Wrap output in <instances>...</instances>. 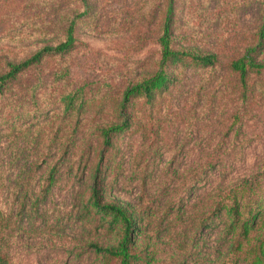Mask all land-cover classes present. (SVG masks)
Wrapping results in <instances>:
<instances>
[{"label":"rangeland","instance_id":"obj_1","mask_svg":"<svg viewBox=\"0 0 264 264\" xmlns=\"http://www.w3.org/2000/svg\"><path fill=\"white\" fill-rule=\"evenodd\" d=\"M169 2L0 0V72L7 62H20L41 47L60 42L72 20L77 39L68 52L47 55L26 69L0 95V208L10 214L13 223L10 264H99L86 245H105L111 233L79 219L70 209L71 193L78 186L76 179L62 177L44 198L37 196L46 183L41 168L46 162H55L51 145H59L62 133H57L62 115L54 108L60 95L78 91L88 103L75 145H95V127L116 121L126 85L154 72L159 57L157 38ZM263 7L262 0H172V44L176 49L217 53L221 62H226L248 44ZM223 74L222 69L214 72L216 77ZM179 76L180 81L153 106L152 128L147 124L144 134L132 127L112 141L116 152L104 164L107 200L139 204L137 180L129 171L145 145H157L162 153L153 166L159 171L169 164V172L174 175L195 166L201 160L200 149L217 145L235 153L225 158L231 165L226 182L263 165L264 97L251 113L234 122L233 113L240 101L231 82L216 86L201 67H187ZM258 87L264 88V81ZM140 107L139 102L128 111L138 114L144 124L142 116L149 112L140 111ZM21 145L29 146V156ZM42 150L47 151L46 156L40 154ZM30 161L34 164L31 171L27 170ZM118 164L119 176L118 168L114 169ZM218 180L217 172L212 171L184 196V185L176 186L174 190L180 193L172 195L175 210L186 211L184 215L188 216L187 209L197 205L204 191ZM174 183H181V178ZM261 183L263 194L264 177ZM20 203H24V209H19ZM216 220L210 215L198 232L196 251L202 254H198L197 262L191 258L195 264L217 263L212 262L214 249L224 241L216 233L222 224ZM151 243L157 251L153 264H169L168 239H152ZM205 251L209 254L202 260Z\"/></svg>","mask_w":264,"mask_h":264},{"label":"trees","instance_id":"obj_2","mask_svg":"<svg viewBox=\"0 0 264 264\" xmlns=\"http://www.w3.org/2000/svg\"><path fill=\"white\" fill-rule=\"evenodd\" d=\"M169 1L157 38L159 57L154 72L126 85L118 103L116 121L95 127V145H75L84 106L88 102L80 97L78 91L60 95L54 110H59L62 115L57 124V133H62L59 135V145H51L56 160L52 165L46 162V167L41 168L46 183L37 191V196L44 198L50 186L62 177L76 179L78 186L71 193L70 209L79 219L96 223L105 228L107 233H111V238L105 245L96 242L86 245L99 259V264H153L157 260V251L152 247L151 240L162 237L167 238L171 244L169 264H195L199 260L198 254H202L196 251L199 244L198 232L206 226L210 215L222 223L216 233L222 235L221 239L224 241V244L214 249L212 262H217L214 264H264V191L261 194L260 187L264 177V163L250 173L226 182L231 165L225 158L228 159L235 153L222 145L200 149L198 155L201 160L195 166L185 168L182 173L175 175L172 171L169 172V164L158 171L153 166V161L162 153L157 145H145V150L137 156L138 161L129 171L130 176L137 180L139 204L131 206L107 200V167L104 164L112 160L116 152L112 141L132 127L144 131V134L147 124L152 128L153 106L165 96L170 87L180 81L179 75L185 68L201 67L211 80L210 83L216 86H226L227 80L232 83V89L235 88L240 101L233 113L234 122L251 113L264 97V88L258 87L264 81V7L260 13L259 25L248 44L241 52L234 54L226 62H221L217 53L187 51L173 46L170 33L173 8L172 0ZM76 41L72 20L65 29L63 39L57 44L45 45L20 62H7L5 69L0 72V95L26 69L39 63L47 55L68 52ZM218 69L224 70L223 76L214 75ZM139 102L140 111L149 112L142 116L144 124L138 114L134 116V113L128 111L129 107ZM63 124L64 127H61ZM21 146L23 152L27 153L29 146ZM40 154L46 156L47 151L42 150ZM30 165H34L33 162L30 161L27 167L31 171ZM117 168L119 176V164L114 169ZM212 171L217 172L220 183L204 191L197 205H191L187 209L190 212L188 216L184 215L186 211L180 213L175 210L172 195L180 193V190H174L175 187L184 185L181 195H187L195 182ZM110 172L117 175L114 170ZM171 176L176 178H170ZM180 178L181 183H174ZM152 188L155 190L152 191ZM19 205V209H24V203ZM10 217V214L0 208V264H10L9 248L13 230ZM208 254L205 251L202 260ZM191 258L195 261H190Z\"/></svg>","mask_w":264,"mask_h":264}]
</instances>
